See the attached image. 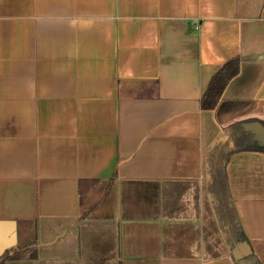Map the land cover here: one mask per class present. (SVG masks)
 <instances>
[{"label":"crops","instance_id":"obj_1","mask_svg":"<svg viewBox=\"0 0 264 264\" xmlns=\"http://www.w3.org/2000/svg\"><path fill=\"white\" fill-rule=\"evenodd\" d=\"M252 122L264 0H0V264H264Z\"/></svg>","mask_w":264,"mask_h":264},{"label":"trees","instance_id":"obj_2","mask_svg":"<svg viewBox=\"0 0 264 264\" xmlns=\"http://www.w3.org/2000/svg\"><path fill=\"white\" fill-rule=\"evenodd\" d=\"M231 71H230V62L225 63L221 68H219L216 73L211 77L210 81L207 84L206 89L204 90V93L201 97L200 103H201V107L203 109H214L220 99L222 90L227 82V79L231 76ZM244 121L247 120H243V121H237L233 124H231V126H240ZM230 126V127H231ZM227 129V128H225ZM240 138V140L243 142L242 146L240 147H236L235 150H237L238 148L242 149V148H251L252 146H255L252 144V139L249 135L245 134L242 130H240V134H237ZM257 149H261L264 150V147H256ZM224 159H228V156H225ZM223 162H225L223 160ZM215 163H217L216 158L213 159L212 163H210L208 165V169L209 171H211V173H213V170H215ZM214 174V173H213ZM213 179L216 178L215 176H213ZM215 183V179L214 181L210 184V187L214 186ZM82 188V187H81ZM84 190V189H83ZM217 204V203H216ZM218 206V205H217ZM3 257H1L2 260Z\"/></svg>","mask_w":264,"mask_h":264},{"label":"water","instance_id":"obj_3","mask_svg":"<svg viewBox=\"0 0 264 264\" xmlns=\"http://www.w3.org/2000/svg\"><path fill=\"white\" fill-rule=\"evenodd\" d=\"M255 124L254 132L257 136V139L261 144H264V127L258 122H252ZM251 253V249L246 241H242L240 244H237L236 247L232 251V256L235 261H240Z\"/></svg>","mask_w":264,"mask_h":264}]
</instances>
